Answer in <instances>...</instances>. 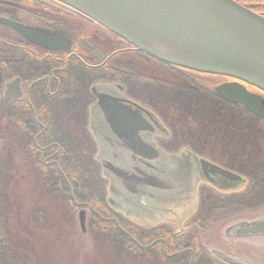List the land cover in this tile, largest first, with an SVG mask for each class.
<instances>
[{
  "label": "rangeland",
  "instance_id": "obj_1",
  "mask_svg": "<svg viewBox=\"0 0 264 264\" xmlns=\"http://www.w3.org/2000/svg\"><path fill=\"white\" fill-rule=\"evenodd\" d=\"M13 4L16 6L10 9L14 18L74 40L81 36H76L78 30L68 22L50 24L22 16L18 11L21 4ZM90 37L80 45L85 56H90L86 64L69 60L57 72V81L33 89L30 85L39 82L30 83L23 99L7 102L0 95V264H31L35 256L46 264H224L214 263L207 252L211 249L216 259L231 264H264V240L235 238L231 242L232 232L227 231L240 223L264 219V163L259 157L264 124L223 103L204 85L184 82V88L167 89L166 84L147 80L154 75L145 72L142 53L116 55V61L100 65L123 44L113 41L108 46L104 38ZM148 62L156 68L161 66L151 59ZM60 66L56 64V69ZM13 75L5 71V83ZM21 75L29 81L34 77ZM114 85L138 99L154 102L161 112L169 109L178 115V121L170 118L167 124L168 142H159L167 152L173 153L181 145L192 150L206 147L204 158L244 178L234 185L236 193L232 194L226 187L210 188L205 180L194 185L191 178L184 185L171 182L174 195L156 199L159 207H181L173 212L184 221V227L192 224L191 234L178 244L167 229L150 224L152 214L144 210L145 199L138 201L137 209H130L129 202L124 206L110 203L111 199L117 202L113 189L121 183L103 167L107 148L98 129L97 107L90 89H110ZM175 158L183 164L192 161L191 157L189 162L184 160V152ZM183 164L185 172H190ZM82 211L83 230L78 217ZM170 218L166 223L179 230L178 220ZM19 221L31 228V245L37 243L33 249L23 241L15 247L14 241L20 238L15 239L9 229ZM195 230L203 235L199 237ZM159 239L167 242L168 257Z\"/></svg>",
  "mask_w": 264,
  "mask_h": 264
},
{
  "label": "water",
  "instance_id": "obj_2",
  "mask_svg": "<svg viewBox=\"0 0 264 264\" xmlns=\"http://www.w3.org/2000/svg\"><path fill=\"white\" fill-rule=\"evenodd\" d=\"M106 29L136 50L171 66L234 80L216 89L225 100L239 104L264 119L263 100L244 85L264 94V17L234 0H55ZM0 24L29 43L50 52H68L71 41L44 29L0 18ZM2 77L0 74V88ZM97 105L111 133L137 157L155 158V150L143 143L139 132L145 122L122 101L96 92ZM21 97L19 80L6 86L5 99ZM203 171L230 182L240 176L205 160ZM115 176L129 179L109 166ZM84 229V212L79 214ZM234 236L264 235V219L232 227ZM228 231V230H227Z\"/></svg>",
  "mask_w": 264,
  "mask_h": 264
},
{
  "label": "flooded vegetation",
  "instance_id": "obj_3",
  "mask_svg": "<svg viewBox=\"0 0 264 264\" xmlns=\"http://www.w3.org/2000/svg\"><path fill=\"white\" fill-rule=\"evenodd\" d=\"M3 1L4 0H0V18L10 20L22 24L24 26L36 27L58 33L64 36L65 38H67L68 40H70L72 44L71 49L68 52H50L39 46L29 43L21 35L17 34L11 29L0 24V62H1L0 65L2 66L0 67V74L2 77V87L0 88V93H1L0 95L4 101L7 102L15 101V100H6L5 91H6V86L16 79L19 80V89L21 92V97L19 99H23L25 97L26 89L29 88L30 83H35L36 81L39 82L38 84L30 85V89H33L36 86H40L41 83H49V82L51 83L53 82V80L57 81V76H56L58 74L57 72L62 71L64 69V65L69 63V60L76 59L82 65L86 64L84 62L90 61V56L89 55L85 56L84 52L82 51L83 47H80L81 42L83 43V41L89 38L90 36H92L93 39L99 37L104 38L103 41H106V43L109 44H111L113 41L123 44L122 48L115 49V51L112 54L108 55L100 65L105 66L110 62L112 63V61H116L113 59L114 58L113 56L116 55L124 57L128 55L133 56L136 55L137 53H142L136 50L135 48H133L132 46H130L129 44H127L125 41L119 38H115L114 36H112L111 33L104 30L99 25L95 24L94 22L84 17L83 15L79 14L78 12L74 11L73 9L59 3L58 1L55 0H9L8 2H3ZM12 2L15 4L18 3L21 4V6L19 5L20 8H18V11L21 13L22 16H27V15L33 16L35 19H39L50 24L56 22H60V23L68 22L71 26L76 27V29L78 30L76 36L81 35L83 36V38L79 36L78 40L76 38L74 40L73 38L67 37L58 31L43 28L39 25L36 26L32 23H28L23 20H19L17 18L12 17L11 13L13 10H11L10 8H14L16 6ZM91 31L92 34H90ZM78 41H80V43ZM142 55H144V58H146V60H144V62L142 63V65L145 66L146 69L145 72L147 71L150 76H151L150 73H153L154 75L150 77L151 79H147V80H152L160 84H166L167 89L184 88L185 87L183 84L184 82H190L195 84L196 86L204 85L205 89L210 91L214 97L223 101V103L231 107L239 108V110H242L247 114H250L253 118H255L257 122L264 124V119L251 113L243 106L239 104H233L217 94L216 89L219 86L223 84L232 83L234 80L221 76L207 75V74H201V73L183 70L171 66L169 64L154 60L153 58H151L150 56L144 53H142ZM148 59H151V61L158 62L159 65L163 66L164 68L161 66L159 68L154 67L152 64H149ZM58 63H61L59 70L58 67L56 69V64ZM16 65H18V68H15ZM33 65H39V67L34 68ZM88 68L95 69L97 67L88 66ZM5 71L13 72L14 74L13 75L14 77L10 78V80L7 83H5L6 82L4 77ZM154 72H156V74H154ZM20 73H24L25 75H34V77L30 80L32 82L27 80L26 77H23V75L19 77ZM209 82H211V84ZM114 86L115 87L110 89H102V90L94 89V90H96V92L98 93L107 94L109 96L121 100L122 105L129 107L136 114H138L139 118L145 122L147 127V130L139 132V138L143 143L151 146L155 150V158L149 160L135 156L133 152L127 148L125 144L119 141L111 133L105 121V118L97 105V98L92 92L93 88L90 89V96L96 102L95 107H97L96 109L98 113L96 119L99 120L101 133L109 137L108 141L104 143V146L107 148L105 150L106 151L105 156L107 159L104 160L103 167L106 171L112 173L110 170H108V168L109 166H113L114 168H117L122 172H124L125 174H127V177L129 178V179H123V178L115 177L121 183V185L113 189L116 197L115 200H117V202H114L111 199L110 203L114 206H124V204L127 205V203L129 202L128 204L130 209L132 208L137 209L138 201L139 203H141L140 200L145 199L147 204L144 210L148 211L149 214H152V216L148 218L150 224H152V226L161 225L160 226L161 228L167 229L168 232L171 233L174 242L178 244L179 241L180 242L183 241L184 239H186V237H188V235L191 234L190 230L192 228V224L188 223L187 227L186 226L184 227V221H182L180 217L173 212V209L180 210L182 209L181 207L178 206L159 207L157 203V201L160 198L168 197L169 194L174 195L173 193L175 192V189L172 183H177L176 185H184L191 178V183H193L194 185V183L197 182L199 183L200 181L202 182V180H205L207 184L210 185L209 186L210 188L217 189L218 186L226 187L227 189L229 188L230 190L228 193L232 194L235 192L234 185L242 183L244 178L242 177L241 180L238 182H230L218 175L211 174L208 171H203L201 165L198 163L199 160H205L210 164L217 165L221 168L227 169L219 165L218 163L214 162L212 159H207L203 157L206 156V152L204 151L208 150L206 147L202 148V150H192L186 146L181 145L178 146L173 153L170 151L167 152V148H162L159 142L162 144L168 142V140L170 139V131L167 124H169L170 118H172V121H178V117H177L178 115L176 116L174 114H171L169 109H166V112H161L159 109L156 108L154 102L152 101L147 102L141 98L138 99L134 95H130L126 93V90L123 87L118 85H114ZM244 86L247 89V91H249L251 94L260 97L264 103L263 93L257 91L252 87L246 85ZM180 152H184V154L187 156V159L184 160H187V162H189L188 157H191L193 162L191 161L188 164L186 163L183 164L182 160L177 161V158H175V156ZM182 164L184 165V167L185 165H188L186 166V169H191V171L186 173L185 169L182 167ZM165 194H167V196H165ZM156 197H158L159 199H156ZM181 204L185 206L183 202ZM154 215L157 216L154 217L155 220L152 219ZM170 215L174 216L172 218L178 220L179 230L174 231L173 228L175 227L170 225L168 222L166 223V219L168 220L170 218ZM163 217H165L166 219H164ZM137 228L139 229V227ZM139 230L140 232H143L142 229ZM148 231L149 230H146L144 232H148ZM228 232H232V235L230 236L231 242L235 238H237V240L240 239L239 237L234 236L235 231H233L232 228H229ZM195 233H198L199 237L203 235L202 231L199 232L198 230H195ZM243 240H264V235L250 236L244 238ZM158 241L164 245L163 246L164 249L163 248L161 249L163 250V254L168 257V254L165 253L167 242L161 239H159ZM150 250L152 251L153 248ZM212 251L213 249H211V251L207 250V252L209 253L208 255L214 260V263L231 264L228 262V260L224 261V260L216 259ZM225 253L227 255V250L225 251Z\"/></svg>",
  "mask_w": 264,
  "mask_h": 264
},
{
  "label": "trees",
  "instance_id": "obj_4",
  "mask_svg": "<svg viewBox=\"0 0 264 264\" xmlns=\"http://www.w3.org/2000/svg\"><path fill=\"white\" fill-rule=\"evenodd\" d=\"M235 2L247 7L248 9L252 10L253 12L257 13L258 15L264 17V0H234ZM103 30V29H102ZM113 36V35H112ZM115 37V36H114ZM116 38V37H115ZM106 45L109 46V43H105ZM107 46V47H108ZM250 115V114H249ZM100 126V125H99ZM98 128V127H97ZM100 129V128H98ZM100 134V133H99ZM102 139L104 142H107L109 137L107 135L102 134ZM259 151H260V161L262 163H264V139L262 138V140L260 141V145H259ZM256 162H258V159H255ZM236 191V190H235ZM19 207V205H18ZM8 209L10 210V206L8 207ZM12 228L9 229V233H11V235H13V237L16 239L17 237L20 238L18 241H14L15 247H20V243H22V241L24 243H27V247H31L32 249L37 246L36 240L34 241V243H36V245H31V234L32 232H28L31 231V228L28 227V225L23 224L21 221H19V224L17 226H13V224L10 225ZM9 228V226H8ZM30 237V238H29ZM23 239V240H22ZM31 252V249H30ZM31 253H33L32 255H36V251H32ZM31 264H46V261H42L39 258H36V256L34 258H31V260L29 261Z\"/></svg>",
  "mask_w": 264,
  "mask_h": 264
}]
</instances>
